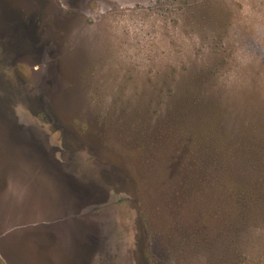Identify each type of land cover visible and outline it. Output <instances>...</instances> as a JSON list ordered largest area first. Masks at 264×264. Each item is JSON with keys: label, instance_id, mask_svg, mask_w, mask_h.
Masks as SVG:
<instances>
[{"label": "rangeland", "instance_id": "1", "mask_svg": "<svg viewBox=\"0 0 264 264\" xmlns=\"http://www.w3.org/2000/svg\"><path fill=\"white\" fill-rule=\"evenodd\" d=\"M17 9L41 36L0 65V264H264V0H0V25ZM198 92L221 105L210 152L199 119L193 146L170 131Z\"/></svg>", "mask_w": 264, "mask_h": 264}, {"label": "trees", "instance_id": "2", "mask_svg": "<svg viewBox=\"0 0 264 264\" xmlns=\"http://www.w3.org/2000/svg\"><path fill=\"white\" fill-rule=\"evenodd\" d=\"M198 82L199 84H205V81H203L202 79H199ZM182 110H185L186 114L182 112ZM194 111H197L199 118L196 116H192V112ZM173 114L175 116L180 114V116L178 115V117L172 119V122L178 123L176 124V126L172 125L170 130L173 131L174 136H176L174 137L175 141L179 142L176 147L180 146L182 148V145L184 144V139L188 145L193 146L192 139L195 138L194 131H189L188 127H184L181 123L189 122L192 120V123H195L197 121L195 118H197L200 120L199 122L203 123L205 127L204 134H206V136L204 139H206V151L210 152V145L214 143L213 138L215 136L216 130L218 129L219 119L221 117V105L213 100L210 101V99L206 97V94L202 95L201 92H198L193 93L190 96H184L177 104H175V112L173 111ZM16 132L19 135V132ZM198 149L199 147L196 146V151L192 149L191 153L197 154Z\"/></svg>", "mask_w": 264, "mask_h": 264}, {"label": "water", "instance_id": "3", "mask_svg": "<svg viewBox=\"0 0 264 264\" xmlns=\"http://www.w3.org/2000/svg\"><path fill=\"white\" fill-rule=\"evenodd\" d=\"M16 128L17 127L14 126V130ZM18 136H20V134ZM22 141L23 139L20 138L16 139L17 144H20L19 142L22 143ZM26 144L30 145V142ZM31 145L36 146L37 149H42L41 146H39V144H35L32 142ZM38 152H39L38 156L42 158L41 160L43 163V168L46 171L45 173L48 172L50 174H56L57 177L65 180V183H67L68 187L66 186V184H64L66 186L65 191H67L68 195L75 200L74 205H76V208L78 210L77 213L78 215L90 213L98 208V205H96L98 199L97 192L95 189L90 187L89 185L90 183L83 181L80 177L74 176L70 172L63 169L62 162L51 155L48 156V154L45 151L38 150ZM50 185L52 186L51 183ZM46 191L50 202H55L56 200H58L60 193H58V191H55L53 186L47 188ZM53 207H54L53 204L49 205V208L51 210Z\"/></svg>", "mask_w": 264, "mask_h": 264}, {"label": "flooded vegetation", "instance_id": "4", "mask_svg": "<svg viewBox=\"0 0 264 264\" xmlns=\"http://www.w3.org/2000/svg\"><path fill=\"white\" fill-rule=\"evenodd\" d=\"M12 10H16V9H12ZM37 11H41V9H36ZM36 10H34L33 13H29V15L26 17L20 10L17 9V11L22 15V17L17 20V19H13V18H10V17H7V18H4L3 19V22H4V27L0 25V65H7L8 68L11 67L12 65V54L10 51L11 49H20V47H25L26 48V45L29 44V45H33L35 43H38L40 41V36L41 34L38 33L37 29H36V41L35 42H25V40L29 39L31 36H32V33L29 34V31H30V28L26 31H22V34L20 35V33H18L17 31L13 32V30H11L9 28V26H7V22L9 23H20V24H30V22L32 21V18L34 17H37V14H36ZM13 13V12H12ZM29 18L28 21L26 20V18ZM31 20V21H30ZM32 26V25H31ZM28 28V27H27ZM18 35L19 38L21 37L20 39V42L16 41L18 39ZM17 38V39H16ZM47 40V39H46ZM24 47L22 49H24ZM8 75L12 78L13 77V74L10 75L8 73ZM20 79L22 78L21 75H19Z\"/></svg>", "mask_w": 264, "mask_h": 264}]
</instances>
